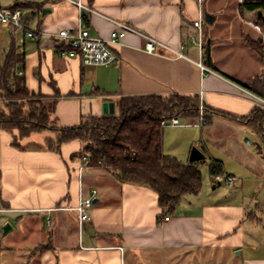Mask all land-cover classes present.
Listing matches in <instances>:
<instances>
[{"label":"crops","instance_id":"0c3cea01","mask_svg":"<svg viewBox=\"0 0 264 264\" xmlns=\"http://www.w3.org/2000/svg\"><path fill=\"white\" fill-rule=\"evenodd\" d=\"M81 1L97 13L63 0L0 3L9 8L37 3V9L24 8L26 15L21 9L22 21L44 33L35 39L22 29L0 25V63L11 48L24 53L23 67L16 73L52 108L58 127L104 115V101L114 102L116 113L121 97L197 95L199 107L204 103L227 116L212 112L208 126L199 125V116L186 125L172 126L179 129V138L170 142L163 133V152L198 168L206 160H218L222 172L233 175L235 183L228 188L213 178L211 191L184 195L176 209L163 214L157 194L149 187L120 183L113 171L84 165L77 156L82 149L78 140L55 152L45 145L55 136L52 131L18 139L16 130L0 129V264H264V138L253 123L259 107L244 91L264 88V60L248 44L261 40L263 45V30L250 24L259 25L256 14L241 8L238 0H225L231 11L226 24L214 0ZM242 12L253 14L255 20H242ZM199 18L202 46L207 45L213 68L205 63L202 46L188 40L197 33L193 22ZM109 19L130 24L160 44L148 53L145 38L128 32L113 45L117 60L109 66L84 65L56 52L52 34L57 30L81 22L92 36L108 38L116 29ZM218 20L223 35L217 26L212 28ZM231 21L238 24L236 34ZM171 49L183 56L177 57ZM199 62L212 72L202 71ZM214 124L226 132L248 136L258 132L261 144L246 138L252 151L250 158L240 159L253 174L243 177L238 169L227 170L223 158L206 150L205 137L212 135ZM193 147L203 159L189 161ZM221 185L225 190L217 188ZM92 190L97 194L87 209L89 220L80 223L74 207Z\"/></svg>","mask_w":264,"mask_h":264},{"label":"trees","instance_id":"16d2710c","mask_svg":"<svg viewBox=\"0 0 264 264\" xmlns=\"http://www.w3.org/2000/svg\"><path fill=\"white\" fill-rule=\"evenodd\" d=\"M38 7L37 3L27 2L12 9ZM240 7L256 14V21L264 32V0H242ZM248 44L264 60L261 40H248ZM202 48L205 63L213 68L207 45L203 44ZM24 60V53L11 48L0 63V129L16 130L18 139L46 131L53 113L52 108L40 100L42 96L30 92L23 77L16 73L23 67ZM251 91L264 97V88L262 92ZM199 104L197 95L121 97L116 113L85 117L78 125L70 127L55 126V136L48 138L45 145L47 149L59 152L62 144L78 140L82 149L77 156H88V166L113 171L120 183L149 187L157 194L161 213L166 214L176 209L182 196L199 193L202 177L196 164H181L175 157L164 154V127L160 120L176 116L185 122H194L199 116ZM202 106L203 126L211 124L212 112L227 116L204 103ZM254 112L253 123L264 138L261 126L264 111L259 108ZM131 151L134 156L130 155ZM209 172L212 177L222 174L221 162L213 160Z\"/></svg>","mask_w":264,"mask_h":264},{"label":"built area","instance_id":"2783aa9c","mask_svg":"<svg viewBox=\"0 0 264 264\" xmlns=\"http://www.w3.org/2000/svg\"><path fill=\"white\" fill-rule=\"evenodd\" d=\"M68 3L75 5L79 10H87L90 13H97L93 8L85 5L81 0H63ZM239 3L242 0H238ZM115 26L116 29L112 30L108 38H103L100 36H92L89 29L78 22L73 28H61L54 32L52 35L55 41V48L58 55L68 58H78L84 65L92 66H109L116 62L117 55L113 48L114 44L121 42L128 32H133L141 35L145 38L144 50L148 53H153L156 44H160L157 40L148 35L141 33L136 30L132 25L127 24L122 21H117L114 19H109ZM250 24L258 31H261L259 25L252 22ZM0 25L8 26L11 25L15 29H22L26 36L35 39H41L44 33L40 30L30 29L25 26L22 21V11L21 9H12L9 7L0 6ZM193 26L197 29L195 35H189L188 40L192 43L197 44L200 48L202 46V29L200 18L193 22ZM263 51H264V39H263ZM177 57L183 56L179 51L171 49ZM200 69L204 72L211 73L208 67H206L201 62L198 63ZM261 80L264 83V72L262 73ZM246 94L252 99L254 104L264 111V97L253 93L251 91H246ZM199 125L203 124V107H199ZM188 122L181 120L179 117L173 116L170 118H163L160 120V125L166 126H182L186 125ZM134 151L130 152L131 156H134ZM82 163L87 165L89 162L88 156L82 157ZM82 169V167H80ZM214 181L217 183H223L228 188H233L235 183V177L233 175L227 174H217L214 177ZM89 197H80L74 210L77 212L79 217V222L84 223L89 220L87 214V209L91 208L93 204V199L97 194L96 190L91 191ZM164 220H168V217H164Z\"/></svg>","mask_w":264,"mask_h":264},{"label":"rangeland","instance_id":"374dc122","mask_svg":"<svg viewBox=\"0 0 264 264\" xmlns=\"http://www.w3.org/2000/svg\"><path fill=\"white\" fill-rule=\"evenodd\" d=\"M13 1H16V0H0V3L5 5V4H8V3L13 2ZM22 1H28V0H22ZM214 4L220 10L219 11L220 16L222 17V14H223L224 16L222 18L227 19V20H225V24L228 23L231 20V11H230L229 6L227 7L225 0H214L213 5ZM23 14H25V15L27 14L26 9H23ZM240 16H241L242 20H255V16L253 14L249 15V13H246V12L240 13ZM219 20L217 21V23L212 28L214 29L215 26H217L218 32H221L223 35L224 31L220 30L221 24H219V22L221 20L220 21ZM203 25L205 28L210 27V24L206 23L205 20L203 21ZM237 25H238L237 23H234L232 21L230 22V27L232 29L233 34H236ZM226 31H227V29H226ZM39 98L46 105V102L43 100V97H39ZM55 126H57V125L54 123L53 117L50 116L49 128L46 131H52L53 132V129ZM250 128H252V127H250ZM197 129H198V131H200V128H197ZM193 131H195V130H193ZM178 132H179V129L172 127V126H166V127H164L163 133H164V135L167 133V135H169L170 142H172L173 140H176L179 138ZM42 133H40V134H42ZM210 134H212V135L206 134L205 141H207V142H205V144H206L205 148H206V150H208V152L210 154H213L214 156H220L221 158H223L222 160L225 161V166H226L225 168L227 170L238 169L237 173H241V175L243 177L245 175L250 174V173L253 174V171H251L249 169V167L246 166L245 164H242L243 162H241L240 159L243 157L244 158H247V157L250 158V156L248 155V152L252 151V150L250 149L251 147L249 148V145L246 144L247 143L246 138L249 139L250 141H252L253 143L259 144L260 141L258 138V132L254 133V134L252 133L253 135L249 134L250 136H248L247 134L243 135L241 132H236L234 130L232 132H228V131L226 132V130H223V127L220 124H214L213 128H211ZM198 137H199V135H198ZM203 142H204V140H203ZM245 148H246V152H244ZM226 149L231 150L232 152L236 153L237 156H233L231 154L229 155L227 153ZM255 153H254V155H255L254 159H255V161L258 162L261 159H260V156L257 154V152H255ZM216 158H218V157H216ZM258 159H260V160H258ZM262 162H264V159H262ZM210 163L211 162L206 160V161L202 162L200 164V167H199L201 177H202V187H201L200 192H202V193H205L206 191H211L212 187L214 186L213 177L210 175V172H209V164ZM217 188H220L221 190H225V187L222 185L218 186Z\"/></svg>","mask_w":264,"mask_h":264},{"label":"water","instance_id":"95a60500","mask_svg":"<svg viewBox=\"0 0 264 264\" xmlns=\"http://www.w3.org/2000/svg\"><path fill=\"white\" fill-rule=\"evenodd\" d=\"M44 13V10L42 11ZM205 20L210 23L211 19L209 15L205 16ZM102 112L104 115H111L114 114V102L112 101H104L102 103ZM259 148V147H258ZM204 158V155L195 147L191 149L190 156H189V161L190 162H196Z\"/></svg>","mask_w":264,"mask_h":264}]
</instances>
